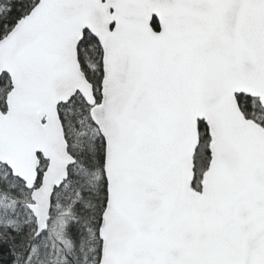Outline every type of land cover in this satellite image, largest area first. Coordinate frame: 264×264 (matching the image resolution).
<instances>
[{
  "label": "snow or ice",
  "instance_id": "6c2138e0",
  "mask_svg": "<svg viewBox=\"0 0 264 264\" xmlns=\"http://www.w3.org/2000/svg\"><path fill=\"white\" fill-rule=\"evenodd\" d=\"M0 264H264V0H0Z\"/></svg>",
  "mask_w": 264,
  "mask_h": 264
}]
</instances>
